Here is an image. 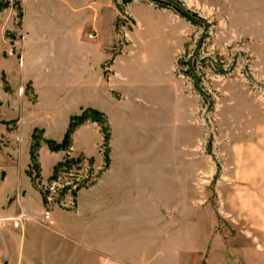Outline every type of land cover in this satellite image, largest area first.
Masks as SVG:
<instances>
[{
	"label": "rangeland",
	"instance_id": "1",
	"mask_svg": "<svg viewBox=\"0 0 264 264\" xmlns=\"http://www.w3.org/2000/svg\"><path fill=\"white\" fill-rule=\"evenodd\" d=\"M112 5L115 87L97 97L116 119L85 107L70 117L64 138L72 130L58 148L44 129H34L29 172L45 211L51 216L76 211L79 194L101 189L106 172L122 170L125 161L128 180L154 183L147 191L161 198L163 209L185 208L175 202L193 200L207 257L217 246L223 207L236 234H248L256 223L247 220L246 203L257 207L255 232L264 243V0H112ZM1 12L10 25L6 38L15 37L21 1L0 0ZM10 55L5 50L8 64ZM8 64L0 70L1 112L21 117L25 107L34 110L61 100L58 94L54 102L48 100L30 84L22 88V77ZM82 96L95 97L88 91ZM81 127L88 136L75 140ZM47 147L63 152L64 159L43 182L41 151ZM74 147L98 152L75 156ZM53 182L56 192L50 190ZM43 225L53 228L52 218ZM105 261L99 258L98 264Z\"/></svg>",
	"mask_w": 264,
	"mask_h": 264
},
{
	"label": "crops",
	"instance_id": "2",
	"mask_svg": "<svg viewBox=\"0 0 264 264\" xmlns=\"http://www.w3.org/2000/svg\"><path fill=\"white\" fill-rule=\"evenodd\" d=\"M20 1L22 22L15 37L6 38L9 23L5 12L0 13V70L8 64L5 50L9 51V70L22 77V88L30 84L48 100L54 102L57 94L61 100L34 110L25 107L21 117L0 111V218H5L0 226V264H98L99 258L105 264H264V243L255 232L257 207L246 203L247 220L256 222L249 225L248 234L232 232L226 208H219L223 218L217 246L207 257L198 239L193 200L175 202L185 208L163 209L161 198L147 191L154 183L128 180L125 161L122 170L113 174L112 167L106 172L101 189H93L90 196L79 194L76 211L53 212L54 227L43 225L44 200L29 172L33 132L38 126L46 138L60 142L70 117L89 106L108 114L111 122L116 119L97 97L115 87L110 71L114 12L112 0ZM87 91L95 97H83ZM82 129L75 140L88 136ZM91 129L97 134L96 126ZM100 140L96 138L95 148ZM91 148L74 147L72 154L85 151L96 156L98 150ZM63 159L61 151H41L43 182ZM209 236L205 234L206 241Z\"/></svg>",
	"mask_w": 264,
	"mask_h": 264
},
{
	"label": "built area",
	"instance_id": "3",
	"mask_svg": "<svg viewBox=\"0 0 264 264\" xmlns=\"http://www.w3.org/2000/svg\"><path fill=\"white\" fill-rule=\"evenodd\" d=\"M0 47H1V46H0ZM57 189H58L57 182H53V183L50 185V190H51L52 192H56ZM45 218H47V219H49V220L51 219V213H50L49 210H46V211H45ZM3 220H5V218H0V224L2 223Z\"/></svg>",
	"mask_w": 264,
	"mask_h": 264
},
{
	"label": "trees",
	"instance_id": "4",
	"mask_svg": "<svg viewBox=\"0 0 264 264\" xmlns=\"http://www.w3.org/2000/svg\"><path fill=\"white\" fill-rule=\"evenodd\" d=\"M79 117L80 116H77V117H74L73 119L75 120L74 122V124H76V121L79 119ZM74 124H73V126H74ZM72 126V125H71ZM72 130V127H70V129H69V132L66 134V136H65V138L63 139V141L62 142H57L56 144H55V147L56 148H58V147H60L61 145H64L65 143H66V140H67V138L69 137L68 135L70 134V131Z\"/></svg>",
	"mask_w": 264,
	"mask_h": 264
}]
</instances>
